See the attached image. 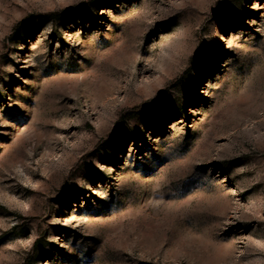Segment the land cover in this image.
Returning <instances> with one entry per match:
<instances>
[{"label":"rangeland","instance_id":"374dc122","mask_svg":"<svg viewBox=\"0 0 264 264\" xmlns=\"http://www.w3.org/2000/svg\"><path fill=\"white\" fill-rule=\"evenodd\" d=\"M0 264H264V0H0Z\"/></svg>","mask_w":264,"mask_h":264}]
</instances>
